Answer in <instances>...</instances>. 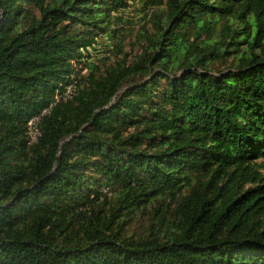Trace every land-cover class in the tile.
<instances>
[{"label": "trees", "instance_id": "1", "mask_svg": "<svg viewBox=\"0 0 264 264\" xmlns=\"http://www.w3.org/2000/svg\"><path fill=\"white\" fill-rule=\"evenodd\" d=\"M0 264H264V0H0Z\"/></svg>", "mask_w": 264, "mask_h": 264}, {"label": "rangeland", "instance_id": "2", "mask_svg": "<svg viewBox=\"0 0 264 264\" xmlns=\"http://www.w3.org/2000/svg\"><path fill=\"white\" fill-rule=\"evenodd\" d=\"M121 14L122 21L116 28H121L123 30V35L118 34L112 40L107 39L105 35H98L96 37V44L88 51L93 62L98 65L101 64L103 60H108L109 62L115 60L118 50L115 48L112 49V46H115L121 41V39L124 43L123 51L128 53L130 49V37H128V35L131 32H135V30L144 24L142 21L143 14L139 12V3ZM133 223L132 229L135 232H138L140 227H142V221H139V223Z\"/></svg>", "mask_w": 264, "mask_h": 264}, {"label": "built area", "instance_id": "3", "mask_svg": "<svg viewBox=\"0 0 264 264\" xmlns=\"http://www.w3.org/2000/svg\"><path fill=\"white\" fill-rule=\"evenodd\" d=\"M71 93H72V90L68 87L67 90H66V95L68 96V95H70ZM46 112H47V111H43L42 114H45ZM29 128H30V131L32 132V130H33V123H32V122L29 123ZM31 132H30V136H31V138H32V141H34V140H35V138H34V135H35V134H32V135H31Z\"/></svg>", "mask_w": 264, "mask_h": 264}]
</instances>
